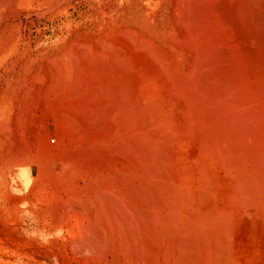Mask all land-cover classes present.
Masks as SVG:
<instances>
[{"label":"bare ground","instance_id":"6f19581e","mask_svg":"<svg viewBox=\"0 0 264 264\" xmlns=\"http://www.w3.org/2000/svg\"><path fill=\"white\" fill-rule=\"evenodd\" d=\"M144 1L0 0V264H264V0Z\"/></svg>","mask_w":264,"mask_h":264},{"label":"rangeland","instance_id":"374dc122","mask_svg":"<svg viewBox=\"0 0 264 264\" xmlns=\"http://www.w3.org/2000/svg\"><path fill=\"white\" fill-rule=\"evenodd\" d=\"M147 2V3H146ZM154 3V4H153ZM143 4L146 6V8H148L150 11L152 10H156L158 9V7L156 6L155 2L153 0H145L143 2ZM152 6V7H151ZM54 34L55 32H51V33H47L46 35H44V37L42 38V40L37 41V36L35 35V39L34 41H36L33 45V49H32V53L36 54L38 50H41L42 48L44 49L46 48H53L54 46H56L57 43V39L54 38ZM37 43V44H36ZM41 48V49H40ZM36 50V51H35ZM4 54V53H3ZM5 55V54H4ZM3 56V55H2ZM5 82V81H4ZM4 149V148H3ZM60 168L59 170L57 169V172H60ZM31 174V173H29ZM32 175V174H31ZM39 254H37V259L38 260H42V261H46L48 264H54V259L52 256L47 255V253L45 252H38ZM257 264V263H256ZM261 264V263H258Z\"/></svg>","mask_w":264,"mask_h":264}]
</instances>
